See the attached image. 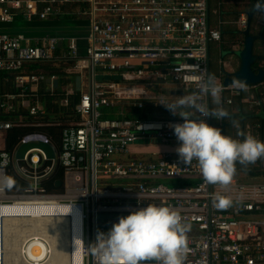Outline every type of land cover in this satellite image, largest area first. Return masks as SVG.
I'll return each instance as SVG.
<instances>
[{"label": "built area", "instance_id": "2783aa9c", "mask_svg": "<svg viewBox=\"0 0 264 264\" xmlns=\"http://www.w3.org/2000/svg\"><path fill=\"white\" fill-rule=\"evenodd\" d=\"M73 15L87 23L83 54L75 37L31 40L0 32V73L13 74L15 87L14 93L0 94L4 144L0 147V219L19 220L22 229L36 219L62 221L66 264H95L87 248L95 242L97 229L107 232L119 217L147 204L163 205L192 225L185 264H264V182L233 178L227 187L210 185L195 160L184 165L175 154H153L151 159L136 158L130 151L134 145L178 144L169 124L183 123L182 118L147 117L148 109L171 100L154 93L147 96L145 90L199 92V85L210 75L209 48L221 43L220 32L210 25L208 0H0V24ZM238 25L244 31L247 19L241 17ZM53 59L62 61L74 79L80 77V91H75L73 80L64 87L60 102L68 106L78 94L74 119L63 129L58 146L32 133L8 151L7 132L38 127L30 119L44 114L41 86L45 84L52 93V82H58L55 76L25 71V65ZM216 81L224 89L220 103L225 105L252 89ZM210 97L202 94L207 106ZM249 104L259 106L261 101ZM135 109L140 115L134 114ZM188 111L193 119H202L194 110ZM34 140L55 148L54 172V161L36 148L28 150L15 168L16 147ZM58 171L61 179H54ZM50 180L53 192L43 186ZM217 194L229 197L231 206L216 208ZM69 206L71 212L63 216ZM53 207L60 215L44 216L43 211ZM28 242L30 248L47 247L43 237L29 238L22 248Z\"/></svg>", "mask_w": 264, "mask_h": 264}, {"label": "clouds", "instance_id": "9594fccd", "mask_svg": "<svg viewBox=\"0 0 264 264\" xmlns=\"http://www.w3.org/2000/svg\"><path fill=\"white\" fill-rule=\"evenodd\" d=\"M232 87L246 90V81L235 79ZM223 91L216 77L208 75L199 85V92L162 105L183 120V123L169 124L178 141L175 152L179 160L184 165L195 160L206 184L227 187L236 174L237 163L247 166L264 157V142L240 132L236 120L232 121V126L238 129L237 136L241 139L224 135L220 128L206 122L209 117H229L227 110L220 107L210 109L202 102V94L210 95L219 105ZM187 109L199 113L202 119H193V112ZM214 199L218 209H226L232 203L229 197L219 194ZM70 212L71 206L63 216ZM191 229L192 225L183 222L180 213L173 208L147 204L119 217L107 232L97 229L96 240L87 250L94 257L95 264H185L191 252L187 235Z\"/></svg>", "mask_w": 264, "mask_h": 264}, {"label": "crops", "instance_id": "0c3cea01", "mask_svg": "<svg viewBox=\"0 0 264 264\" xmlns=\"http://www.w3.org/2000/svg\"><path fill=\"white\" fill-rule=\"evenodd\" d=\"M224 0H208L209 4V19L210 25L212 28L217 29L220 34L227 26L231 30H239L238 21L241 17H246V13L243 12L244 6L241 4L237 7V12L239 16L237 18L225 17L222 15V4ZM256 3L254 0L253 7ZM250 13V12H248ZM247 13V14H248ZM225 14V12L223 13ZM70 17V16H69ZM64 17V19H53L50 21L43 22H22L17 21L10 25L0 24V32L8 33L10 35H22L25 38L36 40L42 39L44 37H75L78 39V45L80 54H83L85 47V41L82 37L87 31V23L85 20L81 19L78 16ZM213 19V20H212ZM250 34L256 38L254 43V55L264 58V0L258 6L256 12L252 16L250 26ZM242 35V31H241ZM243 38V35H242ZM233 39V40H232ZM236 41L233 36L229 33L225 36L224 39H221V43L213 44L209 48V73H210V62L213 59L216 67L213 76L216 77V80L222 81V73L232 74L239 69L240 60L239 52L243 46V39L237 41L234 44H230ZM225 45V47L223 46ZM237 47V48H236ZM228 56V57H227ZM261 60L257 64V68L264 70ZM212 75V73H210ZM159 90V89H158ZM163 90V89H160ZM148 93H145L147 96L153 94L155 90H145ZM144 91V92H145ZM168 91V89L166 90ZM155 94V93H154ZM185 93L177 91L175 94L169 92L166 97L172 101H175L176 98L184 96ZM155 95H158L157 93ZM169 100V101H170ZM252 100H260L261 104L259 106L250 105L249 102ZM210 109H216L218 107L227 110L229 117L223 119L210 118L211 126L214 121L217 122V128L222 130V134L231 136L233 139L236 138L235 131L237 128L232 126V121L236 120L239 123V130L244 134H251L261 142H264V81L257 85L252 86V89L248 92L243 93L240 98L234 97L232 99L231 105L219 104L215 102V98L210 97L209 106ZM188 110V109H187ZM172 115V114H171ZM154 116V115H153ZM171 117H175L172 115ZM179 116H177L178 118ZM231 125L230 127H224L223 124ZM213 127V126H212ZM242 137L238 136V139ZM237 139V138H236ZM178 144H169V145H134L130 148L132 156L134 157H144V158H153V154H164L171 153L177 155L175 148L178 147ZM262 167L264 170V157L262 160ZM240 177L234 176L233 178L242 181L243 183H262L264 182V176L259 177H250L247 174L240 173L235 174Z\"/></svg>", "mask_w": 264, "mask_h": 264}, {"label": "trees", "instance_id": "16d2710c", "mask_svg": "<svg viewBox=\"0 0 264 264\" xmlns=\"http://www.w3.org/2000/svg\"><path fill=\"white\" fill-rule=\"evenodd\" d=\"M241 4L244 6L243 12L246 14L251 12L253 9L254 0H224L222 4V15L225 17L237 18L239 13L237 12L238 5ZM71 19V17H69ZM231 34L233 38H236V41L230 43L234 44L237 41L242 40L241 31L231 30L229 26L226 27L221 33V39H224L226 35ZM233 40V39H232ZM225 47V45H223ZM256 56V55H255ZM259 61L255 64L254 68H257V64L263 60V57H259ZM65 66L62 61L53 59L48 62H37L30 63L25 65V71L34 73V74H43L47 77L55 76L58 78V88H56L52 93H49L46 89V85L41 86L39 101L44 109V114L38 116V118L30 119L31 122L39 124L38 127H16L9 130L5 137V148L8 151H12L15 146L20 142L25 136L35 133L42 135L49 139L55 146H58L61 141V134L63 129L74 119L73 108L75 103L78 101V94L72 97L68 103V106H62L60 104L63 89L66 85L71 83L74 80V76L66 73ZM15 87L13 84V74L10 73H0V94L5 93H14ZM140 111L134 110L135 115H140ZM161 116V117H171V112L166 109L164 106L148 109V116ZM13 117V116H11ZM10 117V119H12ZM224 127H230L231 125L223 124ZM236 138L238 129L234 130ZM240 131V130H239ZM235 138V139H236ZM263 157L258 159L255 163L248 164L247 166L236 165V174L244 173L250 177H259L264 176V170L262 167ZM54 179H61V173L58 171ZM171 185L172 183H166ZM49 191L53 192L54 185L53 181H46L43 183Z\"/></svg>", "mask_w": 264, "mask_h": 264}, {"label": "bare ground", "instance_id": "6f19581e", "mask_svg": "<svg viewBox=\"0 0 264 264\" xmlns=\"http://www.w3.org/2000/svg\"><path fill=\"white\" fill-rule=\"evenodd\" d=\"M53 208L43 211L45 212L44 216L60 215L56 213L60 210L55 207ZM22 224L19 220L13 218L1 220L0 264H32L31 262L33 261L40 262L44 259L48 260L46 264H66V245L64 235L60 231L64 222L54 221L50 218H41L27 221L28 227L26 229H22ZM34 236L45 238L47 247L37 245V247L30 248L27 246L31 242H28L22 248V245Z\"/></svg>", "mask_w": 264, "mask_h": 264}, {"label": "water", "instance_id": "95a60500", "mask_svg": "<svg viewBox=\"0 0 264 264\" xmlns=\"http://www.w3.org/2000/svg\"><path fill=\"white\" fill-rule=\"evenodd\" d=\"M262 3V0H256V3L251 10L250 13L246 14L247 17V26L244 31H242L243 35V46L241 51L239 52V60L240 66L237 71L232 74H227L225 72L222 73V83L224 86H231L233 84V80L239 79L246 81V86H257L264 81V70L259 68H254L255 64L259 61V58L254 55V43L256 38L250 34L249 26L252 19V16L256 12L258 6ZM75 83V91H80V77L77 76L74 79ZM49 84V81L46 82ZM57 81L52 82V86L54 89L57 88ZM207 123L211 126L210 118H208ZM40 149L43 151L48 160L54 161L53 172L57 168V155L56 150L50 143H46L40 140L27 141L18 145L13 154V163L15 168L17 167V162L20 161L25 153L30 149ZM40 182V181H39ZM61 182H57V187H60ZM14 187V183L10 185Z\"/></svg>", "mask_w": 264, "mask_h": 264}, {"label": "rangeland", "instance_id": "374dc122", "mask_svg": "<svg viewBox=\"0 0 264 264\" xmlns=\"http://www.w3.org/2000/svg\"><path fill=\"white\" fill-rule=\"evenodd\" d=\"M213 20V19H212ZM237 48V47H236ZM228 57V56H227ZM215 68H217L216 67V64H214V62H213V59H211V62H210V73H212V75L213 74H215L214 73V71L213 70H215ZM154 93L156 94H158V95H162V96H167L168 95V93H169V91H166V90H155L154 91ZM184 95H186V93L184 94ZM168 98V97H167ZM212 126L213 127H217V122L216 121H214L213 122V124H212ZM4 146V144H3V141L2 140H0V147L2 148ZM145 146V145H144ZM236 177H240L239 175H235Z\"/></svg>", "mask_w": 264, "mask_h": 264}]
</instances>
